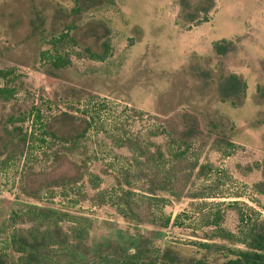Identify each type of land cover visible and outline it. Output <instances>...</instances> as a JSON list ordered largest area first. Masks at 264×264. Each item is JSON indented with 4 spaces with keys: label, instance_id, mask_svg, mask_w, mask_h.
<instances>
[{
    "label": "rangeland",
    "instance_id": "obj_1",
    "mask_svg": "<svg viewBox=\"0 0 264 264\" xmlns=\"http://www.w3.org/2000/svg\"><path fill=\"white\" fill-rule=\"evenodd\" d=\"M71 5L0 0V68L14 88L0 100V123L9 113L38 114L23 121L33 136L23 152L0 155V248L10 210L35 205L66 212L63 224L87 217L74 256L58 252L52 264H117L137 245L219 263L215 244L243 245L217 236L211 214L219 210V226L231 231L238 208L264 218V0H108L76 15ZM71 19L78 44L54 67L47 34ZM95 22L108 28L101 60L82 50L102 49L101 29L98 39L81 31ZM222 38L217 52L212 41ZM231 72L239 85L227 93ZM63 113L90 120L75 144L42 134L71 132ZM180 138L188 147L174 154Z\"/></svg>",
    "mask_w": 264,
    "mask_h": 264
},
{
    "label": "trees",
    "instance_id": "obj_2",
    "mask_svg": "<svg viewBox=\"0 0 264 264\" xmlns=\"http://www.w3.org/2000/svg\"><path fill=\"white\" fill-rule=\"evenodd\" d=\"M108 0H72V5L67 10V14L76 15L81 10L88 7L97 6ZM205 13L207 8L202 9ZM56 12L53 13V18ZM187 16L190 20H194L195 16L188 12ZM90 24V23H89ZM86 24L81 31L85 34H91L96 39L100 36L104 37L101 41L102 49L94 52L89 45H85L82 50L87 53L91 58L101 60L107 49V33L108 28L99 22H95L96 25ZM76 29L77 26L74 20L69 22H63L60 28L54 29L47 34L48 50H46V58L49 63L54 66H64L68 61V47L77 45L75 31L70 29ZM53 29V28H52ZM96 29H101V35L99 36ZM227 41L224 38L212 41V47L215 51L220 52L225 48ZM10 74V70L6 68H0V100H7L12 97L14 88L11 84L10 78L7 77ZM229 80H227L223 90L227 93L236 91L239 80L237 75L233 72L228 74ZM241 87L245 86L244 82H240ZM28 117L31 119L38 118V114H33L30 110L25 112H19L17 114L9 113L0 123V155L6 160L15 155H20L26 142L32 140V132L26 130L23 127V121ZM62 119H66L72 126L71 132L63 134L60 132L57 134L55 131L45 128L41 130L42 134L49 135L57 138L59 141L75 144L78 138H80L85 130L90 125V120L83 118H76L74 116L63 113L59 116ZM78 119V120H77ZM79 124V127L74 125ZM40 141H43L42 137H39ZM184 139V137H183ZM183 139H178V148L174 154H179L181 151L187 149V144ZM180 141V142H179ZM176 142V141H174ZM176 143V146H177ZM181 147V150L179 149ZM179 149V150H178ZM183 153V152H182ZM160 155V154H159ZM195 167V162L191 166ZM204 168L203 164H198L197 172L199 173ZM259 168L261 175L264 177V157L259 162ZM163 178H169L168 175ZM148 192H151L149 190ZM128 192L125 191L124 195ZM231 202L230 204H233ZM128 213H133L131 205L126 201ZM264 210V198L260 204ZM121 215L124 213L123 209L120 210ZM61 215H68L66 212H60L58 210L44 207V206H28L25 209L10 210L7 217V226L9 228L8 234L3 241L6 247L0 248V264H52V258L58 254V252H70L74 256L75 251L79 244L86 238L88 230L86 227V216L70 215V220H67L66 224L60 222ZM220 217L219 210L214 211L211 214L209 222L214 226L217 236L222 238H228L235 240L243 245V247H229L219 246L215 244L217 248H220V256L222 261L214 263L204 257L187 256L186 258H176V253L172 251L169 246L160 248L158 246L137 245L130 252H126L122 256L116 259L117 264H264V218H250L246 216V213L237 210V226L235 231L225 229L219 226L218 219ZM168 216L163 218L159 225L166 226L168 222ZM154 222V220H152ZM204 248L211 246V242L202 241L198 242Z\"/></svg>",
    "mask_w": 264,
    "mask_h": 264
}]
</instances>
